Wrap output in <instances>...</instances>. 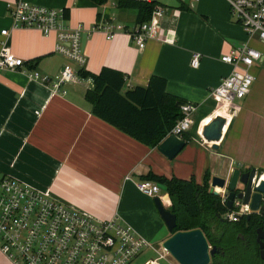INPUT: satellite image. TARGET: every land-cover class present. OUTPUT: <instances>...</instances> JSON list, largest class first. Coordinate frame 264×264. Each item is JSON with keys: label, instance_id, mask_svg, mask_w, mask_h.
<instances>
[{"label": "crops", "instance_id": "obj_1", "mask_svg": "<svg viewBox=\"0 0 264 264\" xmlns=\"http://www.w3.org/2000/svg\"><path fill=\"white\" fill-rule=\"evenodd\" d=\"M14 1L0 0V46L5 41L25 69L57 76L68 61L54 52V35L12 29L7 6ZM22 1L64 9V24L71 27L124 26L112 40L103 31L86 35L84 70H117L126 75V88L146 87L152 76H159L168 94L195 104L190 129L181 137L185 147L167 160L157 147L140 144L92 114L85 100L89 80L65 84L61 94L28 79L23 69H0V174L93 219L119 217L154 245L140 254L139 264H163L161 243L171 234L135 183L149 172L167 179H194L198 185L208 174L209 186L212 177L227 179L235 169L264 173V43L248 39L232 21L225 0H179L176 8L156 1L164 15L156 20V38L146 41L143 49L127 33L136 26V12L118 8L115 0L102 5L92 0ZM3 30H8L7 37L1 36ZM243 43L259 51L262 60L251 69L250 92L236 103L238 110L213 149L214 143L202 136L215 110L210 91L232 70L220 61L221 55ZM194 53L200 55L197 68L190 65ZM0 264H12L1 251Z\"/></svg>", "mask_w": 264, "mask_h": 264}, {"label": "built area", "instance_id": "obj_2", "mask_svg": "<svg viewBox=\"0 0 264 264\" xmlns=\"http://www.w3.org/2000/svg\"><path fill=\"white\" fill-rule=\"evenodd\" d=\"M153 3L156 0H141ZM230 14L242 27L248 39L264 43V0H225ZM12 29L28 28L39 31L44 37L54 35V52L67 59L60 73L50 78L35 70L24 68V61L11 54L5 41L0 46V69L22 70L30 80L39 81L54 93L65 94V84L78 83L83 79L78 75L84 69L86 57L82 46V36L96 31H103L107 40H112L119 32H124L122 25L95 24L85 28L65 25V10L49 8L16 0L7 6ZM164 8L156 7L149 21L135 26L128 31L129 37L139 49L146 41L156 38V20L163 17ZM8 30L1 31L7 37ZM262 60L256 49L243 43L222 54L220 61L231 66V72L223 77L219 85L210 91L215 102V110L208 120L217 116L225 120V127L235 115L238 107L236 100L244 99L254 82L251 69ZM200 55H192L190 65L197 68ZM196 106L184 103L180 107L181 118L175 123L168 135L182 137L192 124L191 114ZM224 127V128H225ZM255 178L253 179V182ZM136 189L153 198L163 192L151 181L139 180ZM221 203L226 204L225 190L215 188ZM164 193V192H163ZM166 197V194H165ZM167 199V198H166ZM248 205L234 201L231 212L222 218L237 222L242 217L250 216ZM260 215V214H259ZM151 248L136 231L119 217L96 220L88 215L52 199L17 181L0 174V251L12 264H131L140 254ZM160 258L167 254L161 250Z\"/></svg>", "mask_w": 264, "mask_h": 264}, {"label": "trees", "instance_id": "obj_3", "mask_svg": "<svg viewBox=\"0 0 264 264\" xmlns=\"http://www.w3.org/2000/svg\"><path fill=\"white\" fill-rule=\"evenodd\" d=\"M92 1L102 5L107 0ZM115 1L118 8L136 12V26L149 21L152 11L162 6L156 1ZM78 75L91 80L85 100L92 114L146 147L156 148L181 118L180 107L185 102L166 92L162 77L152 76L146 87L126 88V75L108 67L97 73L80 69ZM140 180L165 188L168 210L176 215L173 233L200 229L209 245L218 248L210 264H264L256 243V230H264L263 215L253 213L249 219L242 217L237 222L223 219L231 210L221 203L220 197L210 193L208 174L202 185L194 179H167L151 172Z\"/></svg>", "mask_w": 264, "mask_h": 264}, {"label": "water", "instance_id": "obj_4", "mask_svg": "<svg viewBox=\"0 0 264 264\" xmlns=\"http://www.w3.org/2000/svg\"><path fill=\"white\" fill-rule=\"evenodd\" d=\"M86 35L82 36V46L84 47ZM225 120L217 116L203 128L202 136L215 145L221 139L225 127ZM184 139L175 135H168L158 146L157 151L167 160L174 159L185 147ZM255 181L253 182V179ZM165 192V188L159 186ZM215 188L225 190L227 193L226 207L231 210L234 201H239L243 205H248L252 213L263 215L264 217V173L251 168L248 171L235 169L227 179L212 177L210 181V193L218 196ZM154 205L160 218L166 225L169 238L161 243V250H164L177 264H210L211 257L218 253L216 246H210L206 237L200 229L186 231H176V215L166 209L159 198H154ZM249 219V216H246ZM264 230H256V243L259 248V258L264 260Z\"/></svg>", "mask_w": 264, "mask_h": 264}, {"label": "rangeland", "instance_id": "obj_5", "mask_svg": "<svg viewBox=\"0 0 264 264\" xmlns=\"http://www.w3.org/2000/svg\"><path fill=\"white\" fill-rule=\"evenodd\" d=\"M157 2H159L160 4H162V5H164V6H167V7H173V8H176V7H178V6H180V4H181V2L179 1V0H156ZM231 15V14H230ZM231 19H232V21L233 22H235L236 23V20H235V18L231 15ZM238 102H239V100H236L235 101V103H237L238 104ZM159 196H162V198H160V202L162 203V205L167 209V208H169L168 206V201H167V199H166V197H165V193H163V192H161V193H159L158 194V197ZM149 199H150V201H151V203H152V205H154V198L153 197H149ZM154 209H155V212H156V214L157 215H159L158 214V212H157V209H156V207H155V205H154ZM160 217V216H159ZM163 221V220H162ZM152 246H154L152 243H150ZM145 251V250H144ZM144 251H143V253H144ZM165 258H166V262H163V264H177L176 262H175V260H173L171 257H170V255H168V254H166V256H165ZM141 257L139 256L136 260H134L131 264H139L140 263V261H141ZM168 261V262H167ZM170 262V263H169ZM149 264H152V263H149Z\"/></svg>", "mask_w": 264, "mask_h": 264}, {"label": "flooded vegetation", "instance_id": "obj_6", "mask_svg": "<svg viewBox=\"0 0 264 264\" xmlns=\"http://www.w3.org/2000/svg\"><path fill=\"white\" fill-rule=\"evenodd\" d=\"M263 218H264V217H263ZM262 227H263V226H262ZM263 236H264V235H263ZM257 252H258V256H259V248H258V251H257ZM261 261H263V262H264V260H261Z\"/></svg>", "mask_w": 264, "mask_h": 264}]
</instances>
